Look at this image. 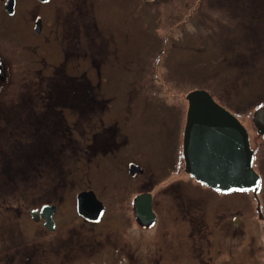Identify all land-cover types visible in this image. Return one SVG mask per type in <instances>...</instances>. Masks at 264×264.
<instances>
[{"label":"rangeland","instance_id":"rangeland-1","mask_svg":"<svg viewBox=\"0 0 264 264\" xmlns=\"http://www.w3.org/2000/svg\"><path fill=\"white\" fill-rule=\"evenodd\" d=\"M56 3L60 7L55 12V26L53 14L42 12L46 5L37 6L34 0H24L22 9L12 17L0 10V85L9 83L8 71L14 84L5 95L0 92V264L7 262V245H17L20 250L25 236H32L34 242L28 212L45 203L55 204V192L81 189L87 186L86 180L100 181L105 174L127 188V182L134 179L131 163L145 176L152 173L154 182L172 176L167 166L175 159L180 161L184 113L181 117L179 108L184 107L189 92L207 91L244 122L256 106L264 105V0ZM33 10L47 21L39 34L28 24ZM63 48L71 55L64 67L67 74L59 76L76 78V84L55 95L78 111L55 113L53 93L47 98L50 108L41 105V77L52 75L55 67L64 63ZM85 53L92 55L84 58ZM89 83L94 97L107 105L105 113L91 121L85 114L88 108L82 110L75 100L76 94L89 93ZM29 96L36 99L27 104ZM29 114L41 118L34 122ZM63 115L69 127H65L66 137L57 133ZM113 125L126 136L127 147L114 156L95 157L99 148L84 152L91 138L102 143L110 136L104 126ZM94 128L95 136L91 133ZM84 132L83 137L77 135ZM165 143L173 145V152ZM259 153L255 169L261 175L260 196L264 199V148ZM70 204H64L59 219L77 218L78 228ZM43 233V244L55 239V233L44 228ZM170 239L175 244L173 237ZM213 239L216 242L211 250L205 248L200 254V264H219L232 255V260L264 264V228L254 231L250 250L246 245V249L224 247L217 251L218 246L235 243L227 237ZM167 253L170 262L177 253L181 259L180 251ZM50 260L48 249L44 261Z\"/></svg>","mask_w":264,"mask_h":264},{"label":"flooded vegetation","instance_id":"flooded-vegetation-1","mask_svg":"<svg viewBox=\"0 0 264 264\" xmlns=\"http://www.w3.org/2000/svg\"><path fill=\"white\" fill-rule=\"evenodd\" d=\"M7 1L0 0V10L2 9L9 17L15 16L19 8L22 9L24 2V0H14V13L9 14L5 6ZM34 1L37 6L46 5L42 12L44 10L45 13L53 14V25L55 26V12L60 7L59 4H55L56 0ZM71 3L73 4V0ZM36 13L34 11L31 15L28 24L35 34H39L43 32L44 21L45 23L47 21L39 14V11L38 14ZM37 21L38 24H35ZM62 40L65 42L66 39L62 38ZM62 53L64 63L60 65L65 67L71 53L65 48L62 49ZM89 55L92 54L85 53L84 58ZM42 60L43 58L40 57L38 62L42 64ZM0 65H2L1 57ZM37 72L38 70L35 73ZM8 73L7 82L9 83L0 85V92L4 95L7 90L11 91L12 85L14 86V84L11 85L13 74H10V71ZM52 75L47 76L48 79ZM1 78L3 79V75H0ZM41 86L44 91L39 95L41 105L49 109L50 104L47 98L52 93V96H55V85L43 84ZM9 97L11 95L5 98ZM20 99H24V96ZM25 99L28 104V100L33 98L29 96ZM183 100L185 105L179 108L181 117L184 113V120L180 126V148L182 146L180 161L177 162L175 159L172 166H167V170L172 171V176L164 181L154 182L155 179L151 178L154 177L152 173L145 176L139 167L131 163L129 171L134 179L127 182V188L124 187L123 182H115L110 175L105 174L104 179L100 181L86 180L87 186L81 189L71 188L64 190L62 194L55 192V204L45 203L32 210L34 213H31V210L28 212L34 224L31 223L34 227L32 229L34 242L32 236L29 239L25 236V245L20 250L17 245L13 248L7 245L9 255L5 264H88L89 262L91 264H200L203 261L200 254L205 248L207 251L211 250L216 242L213 239L215 236L232 239L237 245L236 247L235 244L218 246L217 251L224 247L246 249V245H249L248 250H250L254 231L257 228H264V199L260 196L262 180L261 175L255 169L256 160L260 162L257 158L260 156L259 149L264 148V112L258 115L255 113L258 108H264V105L256 106L252 113L245 117L247 124L237 117L247 133L249 148L253 152V169L259 176L258 187L256 190L224 193L196 181L186 172L183 141L188 109L187 97ZM53 109L55 113L60 110H71L70 107L59 108L57 106ZM41 114L43 115V112ZM28 117L34 122L41 118L36 114H29ZM51 122H54V119ZM104 128L108 129L106 126ZM95 132L91 133L95 136ZM84 134L85 132L77 133L82 137ZM59 135L66 137V134ZM123 136L121 138L111 133L102 143L93 137L90 139L91 142L87 143V149L84 152L89 154L91 150L99 148L101 151L93 153L94 156L97 154L114 156L119 149L128 146V140L125 135ZM165 144L173 152V145ZM183 177L187 180H181ZM84 191L92 192L101 202L102 210L98 212V210L94 211V205L89 200L86 201L92 205L88 207L91 217H98L97 220L86 219L77 212V195ZM66 203L74 208V214L78 217V228L75 227L77 218L74 221H66L62 217L59 219ZM46 204L54 207L50 223H47L43 215H40L42 207ZM122 222H125L126 226L122 225ZM62 225L64 227L59 229L58 226ZM43 228L48 233H55V239L51 238L43 244L42 238L45 235ZM171 237L175 244L172 243ZM241 240L245 242L244 246ZM48 249L52 260L44 261ZM171 249H174V252L180 251L181 259L177 253V257L172 258L170 262L171 257L168 256L167 250ZM232 256L229 260H220L218 263L258 264L256 260H232Z\"/></svg>","mask_w":264,"mask_h":264},{"label":"water","instance_id":"water-1","mask_svg":"<svg viewBox=\"0 0 264 264\" xmlns=\"http://www.w3.org/2000/svg\"><path fill=\"white\" fill-rule=\"evenodd\" d=\"M5 6L7 12L13 14L14 0H8ZM186 97L188 109L183 141L186 172L196 181L224 193L256 190L259 177L253 170V152L243 126L207 91L194 90ZM263 112L264 108H258L255 114ZM87 200L94 205V211L102 210L94 194L84 191L77 195V212L86 219L97 220L98 217H91L88 211L91 203ZM53 212V206L44 205L40 215L50 223Z\"/></svg>","mask_w":264,"mask_h":264},{"label":"trees","instance_id":"trees-1","mask_svg":"<svg viewBox=\"0 0 264 264\" xmlns=\"http://www.w3.org/2000/svg\"><path fill=\"white\" fill-rule=\"evenodd\" d=\"M60 73H66L63 65L55 67L53 75L51 78L48 79V77H41L42 84L55 85V93L64 92V91L72 88L73 85L76 84V80H75L76 78H69L65 75L59 76ZM88 86H89V93L86 95L84 94V96H80L81 94H76L75 100L77 101L78 106H81L82 110H84L83 108H85V107L88 108V113L85 112V114H88L87 118H88V120L91 121L95 118V116H97L99 114H100V116L103 115V113L107 109V105H104L100 100H98L97 98L94 97V95L92 93L93 89H92V86L90 83L88 84ZM54 100H55V106H57L59 108L70 107L71 110L78 111L73 106H69V105L64 104L63 102L59 101V99L57 98L56 95H55ZM103 107H105V108H103ZM99 108H100V110H97ZM62 119L63 120L61 122V126L57 130V133L64 135V134H66L65 127H67V128H69V127H68V124L64 120V115L62 116ZM108 129L110 130L111 133L115 134V136L117 135V130L114 127H111ZM93 131H95V128ZM54 132H55V130H54Z\"/></svg>","mask_w":264,"mask_h":264},{"label":"bare ground","instance_id":"bare-ground-1","mask_svg":"<svg viewBox=\"0 0 264 264\" xmlns=\"http://www.w3.org/2000/svg\"><path fill=\"white\" fill-rule=\"evenodd\" d=\"M36 24V23H35ZM107 110V109H106ZM105 113V112H104Z\"/></svg>","mask_w":264,"mask_h":264}]
</instances>
